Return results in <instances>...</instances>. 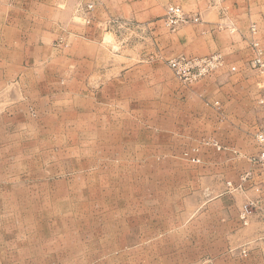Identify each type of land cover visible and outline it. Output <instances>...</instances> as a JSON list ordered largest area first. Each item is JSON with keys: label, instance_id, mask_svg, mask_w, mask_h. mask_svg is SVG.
Wrapping results in <instances>:
<instances>
[{"label": "rangeland", "instance_id": "374dc122", "mask_svg": "<svg viewBox=\"0 0 264 264\" xmlns=\"http://www.w3.org/2000/svg\"><path fill=\"white\" fill-rule=\"evenodd\" d=\"M187 5L0 0V264H264L261 247L250 256H201L193 253L207 250L184 239L186 219L219 211L207 209L218 193L186 191L185 171L201 160L169 128L192 123L188 85L226 66L221 52L169 50V36L204 23ZM236 6L242 26L229 31L253 53L242 82L254 84L262 106L253 44L264 60V0ZM170 7L200 22L172 29ZM214 54L224 64L197 82L169 65ZM263 131L258 124V144ZM253 207L242 205L244 225Z\"/></svg>", "mask_w": 264, "mask_h": 264}, {"label": "crops", "instance_id": "0c3cea01", "mask_svg": "<svg viewBox=\"0 0 264 264\" xmlns=\"http://www.w3.org/2000/svg\"><path fill=\"white\" fill-rule=\"evenodd\" d=\"M182 2L192 12L201 13L204 23L199 29L169 36V50L188 45L193 56L221 52L226 65L197 86L188 85L186 94L195 104L190 106L192 123L169 128L171 137L195 148L192 157L201 160L196 163L201 167L185 171L190 179L186 191L190 186L189 192L218 193L207 209L219 211L214 216L186 219L184 239L191 249L207 250L194 255L240 256L245 252L250 256L259 247L264 251V243L258 244L264 242V169L253 162L260 151L254 134L258 124L264 126V107L256 104V87L250 79L242 82L246 79L242 67L251 59L252 50L230 32L240 31L242 26L236 6L239 0ZM196 45L201 48H194ZM230 64L238 71L230 72ZM214 101L220 102L219 108L210 105ZM244 204L254 206L246 225L239 218Z\"/></svg>", "mask_w": 264, "mask_h": 264}, {"label": "built area", "instance_id": "2783aa9c", "mask_svg": "<svg viewBox=\"0 0 264 264\" xmlns=\"http://www.w3.org/2000/svg\"><path fill=\"white\" fill-rule=\"evenodd\" d=\"M190 22L196 24L200 22V19L196 16H187L180 7L169 8L167 26L174 29L177 26L188 24ZM253 46L256 50L254 59L255 68L259 69L264 78V60L262 59L259 44L254 43ZM223 64L224 56L222 54H214L211 56L191 59H172L169 62V65L174 70L175 74L189 82H197L210 76L216 68L222 66ZM233 70L235 69L233 68ZM260 103L264 106V93ZM257 140L260 145V151L254 161L264 168V131L257 135Z\"/></svg>", "mask_w": 264, "mask_h": 264}]
</instances>
